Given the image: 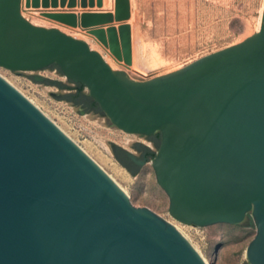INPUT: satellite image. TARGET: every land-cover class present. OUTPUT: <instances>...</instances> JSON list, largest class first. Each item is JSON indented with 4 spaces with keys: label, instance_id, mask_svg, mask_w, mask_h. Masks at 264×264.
Segmentation results:
<instances>
[{
    "label": "water",
    "instance_id": "95a60500",
    "mask_svg": "<svg viewBox=\"0 0 264 264\" xmlns=\"http://www.w3.org/2000/svg\"><path fill=\"white\" fill-rule=\"evenodd\" d=\"M120 1L118 13L128 16L129 0ZM20 4L0 0V67L75 87L49 93L80 113L92 109L121 130L151 139L156 151L133 143L143 150L138 156L107 141L131 174L151 157L168 211L178 221L205 226L248 219L256 233L247 260L264 264V4L255 33L145 80L111 68L85 40L33 24ZM42 14L83 27L112 19L107 12L83 13L79 22L71 13ZM119 29L128 52L129 24ZM88 31L107 45L103 30ZM107 35L119 54L114 26ZM44 67H56L75 85L21 72ZM0 264L206 263L176 225L134 205L91 156L0 75Z\"/></svg>",
    "mask_w": 264,
    "mask_h": 264
},
{
    "label": "rangeland",
    "instance_id": "374dc122",
    "mask_svg": "<svg viewBox=\"0 0 264 264\" xmlns=\"http://www.w3.org/2000/svg\"><path fill=\"white\" fill-rule=\"evenodd\" d=\"M42 2L43 0H39ZM51 1V0H49ZM57 0L56 6L49 4L43 7L26 6L22 0V9H33L29 18L39 25L57 27L71 36L85 40L103 57L109 58L115 70H123L133 80H145L174 71L191 61L237 43L258 29L264 0H130L131 15L124 21L110 19L87 27L49 18L41 12H62L76 15L79 22L81 15L88 12H107L116 16L117 0ZM48 10V11H47ZM77 10V12H73ZM38 11V12H37ZM37 12V13H35ZM43 15V16H42ZM127 23L131 26L132 64L125 62L119 25ZM114 26L119 54L111 51L107 29ZM129 26V27H130ZM89 29L104 31L107 45ZM134 33V34H133ZM133 42L140 56L144 73L131 69L133 65ZM136 49H134L135 52ZM140 50V51H139ZM123 53V58H122ZM144 58V59H143ZM56 67L41 68L36 73L60 80L73 86L75 82L68 80ZM0 74L16 86L25 96L36 104L53 122L63 129L89 156H91L128 194L136 206H147L184 233L187 239L198 250L208 264H249L246 247L256 233V227L248 219L240 223H214L205 226L185 224L175 219L168 211L169 198L158 184L151 157L139 166L135 174L123 165L107 140L114 141L128 151L137 155L133 143L144 141L139 134H128L110 123L104 115L93 112H78L66 99L53 97L49 91L67 93L76 92L75 87H60L55 83L35 81L27 75L16 73L0 67ZM83 92L88 94L87 88ZM143 143V142H142Z\"/></svg>",
    "mask_w": 264,
    "mask_h": 264
},
{
    "label": "bare ground",
    "instance_id": "6f19581e",
    "mask_svg": "<svg viewBox=\"0 0 264 264\" xmlns=\"http://www.w3.org/2000/svg\"><path fill=\"white\" fill-rule=\"evenodd\" d=\"M120 4H121V1L120 0H117V8H116V16H112V18L113 19H116L117 21H124V20H127V19H129L130 18V15H131V8H130V0H129V12H128V16H126V15H124V14H122V16H125V17H121V15L118 13V8L120 7ZM21 7H22V0H21V4H20V12H21V14H22V11H21ZM262 10H263V6H262ZM262 10H261V14H260V18H259V23H258V29H259V27H260V24H261V15H262ZM48 11V10H47ZM38 12V11H37ZM37 12H35V13H37ZM42 12H44V11H42ZM41 12V13H42ZM46 12V11H45ZM25 18H26V16L25 15H23ZM43 16V15H42ZM26 19H28L30 22H32L33 24H37V25H39L38 23H36L34 20H32V19H30V18H26ZM130 26V25H129ZM257 29V30H258ZM120 30V29H119ZM134 34V33H133ZM131 35H132V29H131V26H130V38H131ZM135 42H133V65H132V67H131V69H133V70H135L136 72H139V73H144L145 74V69L141 66V65H139L140 63H142V61L140 62V60H139V58H141L140 56H138V54L136 55V51H137V48H138V46H137V48H134L135 46V44H134ZM91 48H92V46L90 45V44H88ZM94 49V48H93ZM134 49H136L135 50V52H134ZM140 51V50H139ZM123 53H124V58H125V60H126V58H127V60L129 59V61H128V64H129V66L132 64V61H131V58H132V51H131V40H130V47H129V51L127 52L126 50H123ZM123 53H122V58H123ZM103 57V56H102ZM104 59H105V61L111 66V68H113V65H112V63L109 61V58H106V57H103ZM144 59V58H143ZM140 62V63H139ZM139 63V64H138ZM1 75V74H0ZM5 78V77H4ZM6 79V78H5ZM7 80V79H6ZM8 81V80H7ZM10 82V81H9ZM11 83V82H10ZM12 84V83H11ZM13 85V84H12ZM16 87V86H15ZM17 88V87H16ZM18 89V88H17ZM19 90V89H18ZM20 91V90H19ZM34 103V102H33ZM36 105V104H35ZM37 106V105H36ZM38 107V106H37ZM128 134H137V133H128ZM108 174V173H107ZM109 175V174H108ZM110 176V175H109ZM111 177V176H110ZM112 178V177H111ZM113 179V178H112ZM114 180V179H113ZM116 183V182H115ZM117 184V183H116ZM118 186H119V184H117ZM120 187V186H119ZM121 188V187H120ZM122 189V188H121ZM123 190V189H122ZM124 191V190H123ZM125 192V191H124ZM126 193V192H125ZM126 195H128L127 193H126ZM182 232V231H181ZM184 234V233H183ZM186 237V236H185ZM187 238V237H186ZM196 249V248H195ZM197 250V249H196ZM197 252H198V250H197ZM204 260V259H203ZM205 263L206 264H208L206 261H205Z\"/></svg>",
    "mask_w": 264,
    "mask_h": 264
},
{
    "label": "flooded vegetation",
    "instance_id": "af4514ba",
    "mask_svg": "<svg viewBox=\"0 0 264 264\" xmlns=\"http://www.w3.org/2000/svg\"><path fill=\"white\" fill-rule=\"evenodd\" d=\"M144 137V141H142L144 144L148 145L152 150L156 151L157 147L153 144L151 139H148L145 137V135H142ZM135 149L137 150V148L135 147ZM139 153L136 155L138 156L143 150L139 149L138 150Z\"/></svg>",
    "mask_w": 264,
    "mask_h": 264
},
{
    "label": "built area",
    "instance_id": "2783aa9c",
    "mask_svg": "<svg viewBox=\"0 0 264 264\" xmlns=\"http://www.w3.org/2000/svg\"><path fill=\"white\" fill-rule=\"evenodd\" d=\"M25 10H28V9H25ZM25 10H23L22 7H21L22 15H25L26 18H29L28 13H32L33 9H29L30 11H25ZM31 10H32V11H31ZM27 12H28V13H27ZM21 72H22V71H21ZM137 134H138V133H137ZM139 135H140V134H139Z\"/></svg>",
    "mask_w": 264,
    "mask_h": 264
},
{
    "label": "trees",
    "instance_id": "16d2710c",
    "mask_svg": "<svg viewBox=\"0 0 264 264\" xmlns=\"http://www.w3.org/2000/svg\"><path fill=\"white\" fill-rule=\"evenodd\" d=\"M84 87H85V86L83 85V86H82V89H81L82 92H83V88H84ZM76 91H77V89H76ZM83 93H84V92H83Z\"/></svg>",
    "mask_w": 264,
    "mask_h": 264
},
{
    "label": "crops",
    "instance_id": "0c3cea01",
    "mask_svg": "<svg viewBox=\"0 0 264 264\" xmlns=\"http://www.w3.org/2000/svg\"><path fill=\"white\" fill-rule=\"evenodd\" d=\"M73 12H75V13H76V12H77V10H74Z\"/></svg>",
    "mask_w": 264,
    "mask_h": 264
}]
</instances>
